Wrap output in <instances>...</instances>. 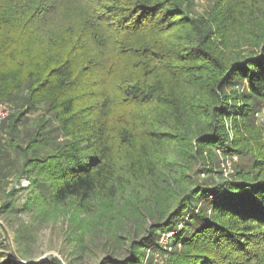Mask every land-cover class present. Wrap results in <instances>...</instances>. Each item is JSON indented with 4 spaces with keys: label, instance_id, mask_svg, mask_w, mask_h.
Segmentation results:
<instances>
[{
    "label": "trees",
    "instance_id": "16d2710c",
    "mask_svg": "<svg viewBox=\"0 0 264 264\" xmlns=\"http://www.w3.org/2000/svg\"><path fill=\"white\" fill-rule=\"evenodd\" d=\"M191 1L23 0L0 18V97L29 82L30 109L47 105L65 140L28 161L34 187L56 205L138 202L152 219L115 264H145L161 232L180 247L166 264H264V0L204 16ZM14 31L36 43L29 81ZM215 151L239 157L229 179Z\"/></svg>",
    "mask_w": 264,
    "mask_h": 264
},
{
    "label": "rangeland",
    "instance_id": "374dc122",
    "mask_svg": "<svg viewBox=\"0 0 264 264\" xmlns=\"http://www.w3.org/2000/svg\"><path fill=\"white\" fill-rule=\"evenodd\" d=\"M22 1L0 0V18ZM2 5L9 8L3 10ZM215 5V0H192L189 13L204 16ZM12 35L13 43H9L8 51L15 56L20 52L26 56L19 60L25 63L18 66V73L21 79L29 81L25 72L30 69L28 63L34 61L36 43L28 37H20L17 31ZM29 85L27 82L0 97V102L10 108L0 136V256L19 264H53L57 261L60 264H115L126 261L133 255V242L151 233L152 219L141 204L135 202V209L128 207L124 200L109 204L93 199L84 206L75 200L56 205L34 187L33 182L39 177L28 167V161L53 155L65 140L55 132L58 124L47 105L30 109ZM258 108L253 127L260 131L264 130V101ZM215 152L214 161L223 173V167L231 164L233 169V165L240 162L239 157H224L219 151ZM229 173H224L225 179L230 178ZM206 177L207 173L202 171L199 179L203 181ZM170 235L172 233H159V249L155 246L154 252L150 248L141 252L145 264H166L171 253L180 251V247L170 246Z\"/></svg>",
    "mask_w": 264,
    "mask_h": 264
},
{
    "label": "built area",
    "instance_id": "2783aa9c",
    "mask_svg": "<svg viewBox=\"0 0 264 264\" xmlns=\"http://www.w3.org/2000/svg\"><path fill=\"white\" fill-rule=\"evenodd\" d=\"M10 115V108L7 104L1 103L0 102V136L3 134V125L4 122L8 119ZM224 168V173H229L232 171V166L231 164L228 165V167H223ZM171 237V235L169 236Z\"/></svg>",
    "mask_w": 264,
    "mask_h": 264
}]
</instances>
